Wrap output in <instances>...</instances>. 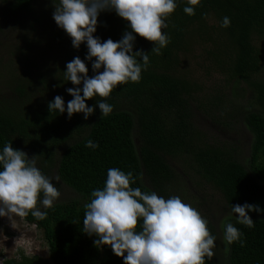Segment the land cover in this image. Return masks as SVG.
I'll use <instances>...</instances> for the list:
<instances>
[{
	"label": "trees",
	"instance_id": "obj_1",
	"mask_svg": "<svg viewBox=\"0 0 264 264\" xmlns=\"http://www.w3.org/2000/svg\"><path fill=\"white\" fill-rule=\"evenodd\" d=\"M57 3L0 0V38L15 42L14 53L0 57V152L11 142L29 158L36 156L41 172L48 176V169H55L59 184L72 194L42 208L47 213L43 220L23 217L41 231L47 260L20 253L0 264H123L109 246L98 249L96 237L83 233L84 204L93 190L104 186L112 167L131 171L136 179L132 187L165 199L177 195L196 208L206 201L192 196L186 181L210 188L232 217L221 222L218 235L200 212L217 238L215 255L206 264H264V250L254 255V248L227 245L222 228L232 223L243 233L241 239L253 236L264 242V0H200L194 16L184 13L185 0H177L162 30L170 36L162 55L151 53L154 45L136 36L133 51L150 54L147 70L138 83L114 89L106 100L113 106L107 117L97 104L101 98L87 100L95 108L87 120L83 113L68 118L67 103L73 97L67 89L76 86L63 72L78 56L92 77L93 61L85 59L86 42L73 48L55 23ZM225 16L230 18L227 28L221 27ZM125 31H130L128 22L106 11L98 17L94 37L118 42ZM56 96L64 100L63 114L49 111ZM194 116L230 133L239 124L249 135L246 151L209 139L196 128ZM89 139L99 147H86ZM245 203L262 210L248 213L253 228L238 224L231 212V206Z\"/></svg>",
	"mask_w": 264,
	"mask_h": 264
},
{
	"label": "clouds",
	"instance_id": "obj_2",
	"mask_svg": "<svg viewBox=\"0 0 264 264\" xmlns=\"http://www.w3.org/2000/svg\"><path fill=\"white\" fill-rule=\"evenodd\" d=\"M185 3L184 13L194 16L200 0ZM177 7V0H58L54 4L55 23L71 38L73 48L79 49L86 42L85 59L93 61L95 73L89 77L86 63L78 56L66 64L64 78L76 86L67 89L73 97L67 103L69 119L83 113L87 120L95 108L86 101L95 97L101 98L97 104L102 117L113 112L106 100L114 89L129 82L138 83L142 71L149 66L150 54L133 51L136 36L154 45L151 53L162 55L161 50L170 43V36L162 30L168 27L166 21ZM106 11H114L128 22L130 31H125L118 42H101L94 37L98 17ZM229 26L230 18L225 16L221 27ZM48 108L50 113L63 114V98L56 96ZM86 147L95 149L99 145L89 139ZM36 165V156L29 158L25 152L14 149L11 142L4 145L0 152V217L11 220L31 214L38 220L45 219L47 213L38 202L44 209L52 208L61 193L53 178L44 175ZM55 179L58 181L59 177ZM135 183L131 171L112 167L107 170L104 186L91 192L90 202L84 204L83 233L96 237L94 246H109L115 256L123 259V264H206V258L212 260L217 238L210 233L208 220L179 196L165 199L156 192L132 187ZM261 211L258 205L248 203L231 206L237 223L248 228L255 225L248 213ZM222 228L227 245L239 242L244 246L243 233L232 223L223 224ZM224 251L227 254L230 249L226 247Z\"/></svg>",
	"mask_w": 264,
	"mask_h": 264
},
{
	"label": "rangeland",
	"instance_id": "obj_3",
	"mask_svg": "<svg viewBox=\"0 0 264 264\" xmlns=\"http://www.w3.org/2000/svg\"><path fill=\"white\" fill-rule=\"evenodd\" d=\"M14 45L15 42L12 37L7 36L4 38H0V57L4 56L5 53L13 54L14 52L12 50V47ZM5 49H7V51ZM3 65H6V63H3ZM1 66L2 64L0 63V71L3 70V67ZM212 84L213 83L211 81L209 87L211 89L213 88ZM0 91L3 92V88L1 85ZM237 101H239V99ZM193 119L196 128L199 129V131L204 132L209 137V139L220 142L223 145H225L226 143L229 145L231 144V146L235 145L240 149H243V152L246 151V144L249 140V135L243 127L239 126V124L237 125L238 128L235 129L237 132L230 133L226 130L218 129L215 125L211 124L207 119L203 117L194 116ZM245 155L246 154H244V156ZM38 165L39 162L37 161V166ZM48 171H50L48 172V176L53 178V184L61 193L56 202H62L72 197L71 192L67 190L63 185L59 184V182L55 179V174H53V171H55V169L49 168ZM186 184L187 189L192 194V196H199L200 198L205 199L206 204L202 203L201 207L199 208H196L195 203L191 205L199 212H203V216L209 218L210 222L216 228L215 232L219 235L221 222H223L225 219H228L231 214L223 209V207L221 206V200L216 195V192L212 191L210 188H205L199 185L198 182L196 180L194 181L193 179L187 180ZM38 206L41 207V209L43 208L42 205L39 204V202ZM241 240L244 242V246L241 247L239 242H235V246L242 248L243 250L244 248H254L250 249L251 251H253L252 253L254 255H261L263 253L264 242H261L253 236H247L245 240ZM20 253H22L24 256L35 255L41 259L47 260V246L42 238L41 231L35 228L32 224L26 223L21 217H13L11 220H9L7 217H0V262L5 259H17Z\"/></svg>",
	"mask_w": 264,
	"mask_h": 264
}]
</instances>
